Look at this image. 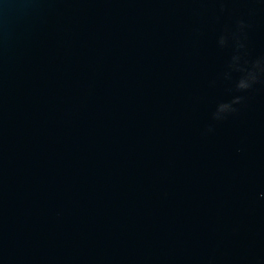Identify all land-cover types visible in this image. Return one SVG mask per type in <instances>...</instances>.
<instances>
[{
	"label": "water",
	"instance_id": "obj_1",
	"mask_svg": "<svg viewBox=\"0 0 264 264\" xmlns=\"http://www.w3.org/2000/svg\"><path fill=\"white\" fill-rule=\"evenodd\" d=\"M257 62L264 0H0V264H264Z\"/></svg>",
	"mask_w": 264,
	"mask_h": 264
},
{
	"label": "clouds",
	"instance_id": "obj_2",
	"mask_svg": "<svg viewBox=\"0 0 264 264\" xmlns=\"http://www.w3.org/2000/svg\"><path fill=\"white\" fill-rule=\"evenodd\" d=\"M220 43L223 44L224 40L221 38ZM233 60L235 61L236 58L234 57ZM256 68H258L259 71H264V67H261V62H257ZM256 80V72L252 71L249 72L241 81L238 82L237 87L241 89H247L252 83H254ZM233 111L230 104L229 105H220L217 108L216 113H214L215 119H221L223 114H226L228 112Z\"/></svg>",
	"mask_w": 264,
	"mask_h": 264
}]
</instances>
